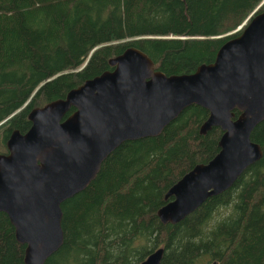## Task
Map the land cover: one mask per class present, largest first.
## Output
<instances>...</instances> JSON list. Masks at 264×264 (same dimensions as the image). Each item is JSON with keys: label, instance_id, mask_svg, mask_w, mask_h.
I'll return each instance as SVG.
<instances>
[{"label": "trees", "instance_id": "1", "mask_svg": "<svg viewBox=\"0 0 264 264\" xmlns=\"http://www.w3.org/2000/svg\"><path fill=\"white\" fill-rule=\"evenodd\" d=\"M262 11L264 0H0L1 144L127 48L167 76L192 74ZM207 118L191 106L160 136L111 153L62 203L63 244L45 264H140L160 248L161 264H264V121L250 137L262 158L229 190L177 224L157 217L168 190L219 153L221 129L199 133ZM24 251L0 213V264H24Z\"/></svg>", "mask_w": 264, "mask_h": 264}, {"label": "water", "instance_id": "2", "mask_svg": "<svg viewBox=\"0 0 264 264\" xmlns=\"http://www.w3.org/2000/svg\"><path fill=\"white\" fill-rule=\"evenodd\" d=\"M109 65L63 99L32 109L29 130L13 131L0 153V213L25 247L24 264H45L62 247V203L93 182L111 153L160 136L191 106L208 112L201 135L223 132L220 150L168 190L171 201L157 212L162 224L183 221L262 158L250 137L264 121V11L192 74L167 76L134 47ZM163 254L157 249L140 264H161Z\"/></svg>", "mask_w": 264, "mask_h": 264}, {"label": "rangeland", "instance_id": "3", "mask_svg": "<svg viewBox=\"0 0 264 264\" xmlns=\"http://www.w3.org/2000/svg\"><path fill=\"white\" fill-rule=\"evenodd\" d=\"M0 153H5V147L1 144V141H0Z\"/></svg>", "mask_w": 264, "mask_h": 264}, {"label": "flooded vegetation", "instance_id": "4", "mask_svg": "<svg viewBox=\"0 0 264 264\" xmlns=\"http://www.w3.org/2000/svg\"><path fill=\"white\" fill-rule=\"evenodd\" d=\"M30 126H31V125H30ZM30 126H29V128H30ZM29 128H28V130H29ZM28 130H27V131H28ZM27 131H26V132H27ZM26 132H25V133H26ZM21 134H24V133H21ZM7 140H8V139H7ZM7 140L4 142V144H2L5 148H6V142H7Z\"/></svg>", "mask_w": 264, "mask_h": 264}]
</instances>
